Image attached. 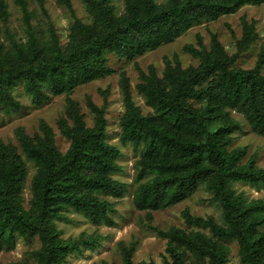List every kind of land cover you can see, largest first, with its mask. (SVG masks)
<instances>
[{"label": "trees", "instance_id": "obj_1", "mask_svg": "<svg viewBox=\"0 0 264 264\" xmlns=\"http://www.w3.org/2000/svg\"><path fill=\"white\" fill-rule=\"evenodd\" d=\"M34 1L46 14L44 0ZM82 1L88 21L76 15L70 0H56L70 14L65 43L50 18L44 30L36 32L29 0H14L26 25V40L19 41L7 27L0 39V114L19 111L14 94L18 85L37 106L52 95H64L55 127L67 141L66 148L59 149L55 130L44 119L32 134L17 126L16 144L0 138V249L13 245L18 236L29 242L37 238L34 264H67L71 252L94 248L101 236L63 238L56 220H68L67 213L77 212L96 224L114 223L113 199L121 198L127 185L113 177L121 170V151L106 140L107 101L97 104L86 97L92 114L88 125L80 103L71 96L78 86L111 75L113 55L134 63V87L150 109L143 112L135 103L130 78L121 70L118 140L138 151L131 191L135 209L151 221L153 212L185 200L200 187L220 209V220L184 209L183 226L161 229L149 223L150 230L166 239L164 264H228L229 241L237 245L240 264H264V199L249 198L234 187L264 185V167L256 164V156L244 160V146L230 147L233 133L243 128L234 112L264 137V40L253 67L236 64L259 38L256 21L241 15V34L232 53L216 32H209L208 45L198 35V47L183 46L196 64L182 66L176 55L164 56L159 74L153 64L143 69L136 62L194 25L263 0H123L120 13L112 0ZM7 18V4L0 0V19ZM25 160L34 166L27 206L22 196ZM135 245L118 243L122 264H134Z\"/></svg>", "mask_w": 264, "mask_h": 264}, {"label": "rangeland", "instance_id": "obj_2", "mask_svg": "<svg viewBox=\"0 0 264 264\" xmlns=\"http://www.w3.org/2000/svg\"><path fill=\"white\" fill-rule=\"evenodd\" d=\"M4 1L7 4L8 18L6 21L0 19V39H4V28L7 27L9 31L15 33L19 41L26 40V25L22 19L20 8L14 0ZM112 1L116 7V13L122 12L124 7L123 0ZM70 2L77 16L85 21L90 20L82 0H70ZM28 7L32 12L31 22L37 33L44 30L47 26L46 21L50 18L56 27L57 33L60 35L61 42H66L70 26V14L64 5L57 3L56 0H44L43 7L49 17L34 0H29ZM244 14L247 15L248 19L252 18L256 21L255 29L259 34V38L247 51L240 55L236 64L243 68H251L254 66L259 46L264 40V0L256 5H244L235 13L222 15L215 20L194 25L175 40L162 44L158 48L137 57L136 62L143 69H146L149 64H153L159 74L163 68L164 56L172 58L176 55L182 66L196 64L197 59L184 51L183 46L192 44L198 47V35L208 45L209 32H216L225 49L232 53L235 51V37L238 38L241 34L240 18ZM109 64L114 69L111 75L78 86L74 89L71 96L80 103L88 125L92 123V114L87 108L86 97L89 96L97 104H102L104 99H106V118L108 122L106 140L116 145L121 151V156L118 159L121 170L113 173V177L125 182L127 191L121 198L113 199L115 201L114 211L110 213L114 220L112 225L93 223L88 217L77 212L67 213L68 220H56V225L63 238L77 237L81 233L85 237L95 234L101 236L99 243L94 248L82 247L80 250L71 252L67 256V264H93L100 261H106L109 264H122L118 249L120 241L125 244L129 241H135L136 245L132 256L134 264H138L140 261H154L155 264H164L163 254L166 239L159 237L153 230H150L148 228L149 223L161 229H167L171 226H183L182 211L184 209H188L192 214H212L216 219L220 220V209L215 202L210 200L209 193L203 187L198 188L185 200L153 212L151 221L146 219L144 211L135 209L131 191L134 187L133 165L138 157V151L134 150L130 143L121 144L118 140L120 133L118 120L123 111L122 94L118 85L121 70H125L130 78L135 103L141 107L143 112H147L150 109L144 103L143 96L138 94L134 87L138 81V73L134 63L111 55ZM262 73L264 74V67L262 68ZM102 91H106V94H103ZM14 94L21 107L17 112L0 114V138L16 144L14 129L17 126H22L28 134H32L38 129L40 120L44 119L55 130L58 148L64 150L67 146V141L58 133L55 127V120L64 109V95H52L49 100L37 106L32 103L30 95L25 93L21 85L16 86ZM233 115L241 121L243 128L233 133V141L230 147L244 146L247 151L244 160L250 156H256V164L264 167V137L252 132L239 113L234 112ZM25 162L27 165V176L23 183L22 196L23 203L27 206L30 198L29 184L34 173V166L28 160H25ZM234 187L237 190H243L249 198L264 199V185L253 186L236 183ZM227 244L230 249L228 264H240L237 257L236 243L229 241ZM39 247L40 241L37 238L29 242L22 236H18L13 245L0 249V264H10L17 261L34 264L32 251Z\"/></svg>", "mask_w": 264, "mask_h": 264}]
</instances>
